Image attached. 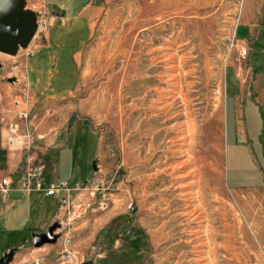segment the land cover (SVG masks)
<instances>
[{
    "label": "rangeland",
    "instance_id": "rangeland-1",
    "mask_svg": "<svg viewBox=\"0 0 264 264\" xmlns=\"http://www.w3.org/2000/svg\"><path fill=\"white\" fill-rule=\"evenodd\" d=\"M93 2L94 13L84 15L92 34L76 56L77 89L68 105H33L28 90L27 104L17 107L25 77L2 80L5 115L12 118L7 140L9 126H16L31 141L29 150L20 148L22 173L27 158L40 165L34 149L44 140L41 121L55 118L63 126L54 174L90 188L100 180L105 189L103 199L97 194L84 202H90L87 214L72 223L69 254L59 240L54 244L57 258L65 264H264V180L259 188H227L226 178L241 183L255 172L237 169L231 121L228 136L224 123L226 92L233 87L257 97L264 111V44L234 36L249 11L260 26L264 0ZM24 10L42 7L25 0ZM29 58L25 52L3 56L9 69L2 77L14 78L10 62L24 65ZM164 90L168 110L150 109L151 100L161 107ZM248 107L245 127L256 134L261 120ZM21 111L27 120L18 118ZM176 173L188 175L178 180ZM259 173L264 178V169ZM21 236L1 240L0 257Z\"/></svg>",
    "mask_w": 264,
    "mask_h": 264
},
{
    "label": "crops",
    "instance_id": "crops-1",
    "mask_svg": "<svg viewBox=\"0 0 264 264\" xmlns=\"http://www.w3.org/2000/svg\"><path fill=\"white\" fill-rule=\"evenodd\" d=\"M39 4L48 14L49 27L43 35L34 38L26 49L18 51L17 57L21 52H25L30 58L24 65L17 64V66L24 69L23 74L33 105L44 108L59 107L62 103L68 105L70 102L66 100L73 97L77 89L74 84L76 56L92 34V26L88 20H85L84 15L88 11L91 15L94 13L95 3L93 0H39ZM256 23L258 20L255 19L254 12L244 13L234 30L236 40L241 43L247 40L253 43L258 40L264 44V11L260 26ZM3 56L7 55L0 53V179L8 176L12 185L6 198L0 196V241L8 235H22L13 246L4 247L6 252L11 248L15 250L11 264H65L66 260L57 258L58 245L35 248L31 242L32 235L44 233L55 222L59 203L54 197H48L40 192L25 193L19 188L24 157L20 149L7 141V125H10L12 118L5 115L3 105V99L7 97L2 92V80L8 79L2 75L9 69V62H6ZM14 62H10V68L14 66ZM254 70L258 68H253ZM241 89V87H233L230 94L226 92L225 135H229L230 120L233 159L237 163V169L243 167V170L249 169V173L255 172V174L245 176L241 183H230L226 178V186L231 190L259 188L264 180L259 173L261 168L264 169V139H262L264 111L257 97L250 93H240ZM228 102L230 110H228ZM245 104H249L248 110L251 115L256 120H261V130L256 134L249 135L245 127ZM41 122L44 124L41 128V136L44 140L41 147H35L34 154L37 163L43 168L42 182L46 187L52 182L62 181L54 172L56 166L59 167L57 155H60L61 151L57 139L62 136L63 123L55 118L46 117Z\"/></svg>",
    "mask_w": 264,
    "mask_h": 264
},
{
    "label": "built area",
    "instance_id": "built-area-1",
    "mask_svg": "<svg viewBox=\"0 0 264 264\" xmlns=\"http://www.w3.org/2000/svg\"><path fill=\"white\" fill-rule=\"evenodd\" d=\"M37 19V30L34 38L43 35L49 27V17L46 11H38L36 13ZM33 38V39H34ZM242 56L247 55V50L245 48L241 49ZM11 71H14L15 75L13 77L16 79L15 83H20L21 80H24V74L22 67L14 65L11 67ZM24 94L16 97L14 105L20 107L27 104V93L28 87L25 86L23 89ZM19 119L27 120V114L23 111L20 112ZM17 127L9 126V135L8 143L17 147L21 150H29L30 142L29 140H24V137L16 133ZM29 135L26 136L28 138ZM25 138V139H26ZM42 173L43 168L32 162V159L27 158L25 160L24 171L22 173V178L19 183V188L22 192H40L49 197H55L59 202L58 210L61 215L56 219L59 228L57 233L59 234V241L64 247L63 253H67V247L71 243V232H72V223L75 220L81 219L85 216L90 208V202L87 203L86 200L91 198V201L94 199L95 195H101L102 199L104 198L105 191L102 181H95L91 188L90 185H69L65 181H56L50 183L48 186H44L42 182ZM12 182L8 176L0 179V196L6 198L11 190ZM93 202V201H92ZM100 210L104 211L106 204L102 201L100 204Z\"/></svg>",
    "mask_w": 264,
    "mask_h": 264
},
{
    "label": "water",
    "instance_id": "water-1",
    "mask_svg": "<svg viewBox=\"0 0 264 264\" xmlns=\"http://www.w3.org/2000/svg\"><path fill=\"white\" fill-rule=\"evenodd\" d=\"M25 0H0V53L14 57L20 49L24 50L33 40L37 30V15L24 10ZM8 83H15L9 78ZM91 169L97 171L96 161H92ZM58 224L53 223L44 233L32 235L31 242L35 248L57 243L59 234L55 231ZM15 250L11 249L0 257V264H11ZM89 264V263H85Z\"/></svg>",
    "mask_w": 264,
    "mask_h": 264
},
{
    "label": "bare ground",
    "instance_id": "bare-ground-1",
    "mask_svg": "<svg viewBox=\"0 0 264 264\" xmlns=\"http://www.w3.org/2000/svg\"><path fill=\"white\" fill-rule=\"evenodd\" d=\"M160 1H162L163 3H165L166 1H169V0H160ZM160 3V2H159ZM160 4H162V3H160ZM163 5H165V4H163ZM162 6V5H161ZM173 78V77H172ZM175 78V77H174ZM168 91V90H167ZM167 91H161L162 92V97H160V95L158 96V97H160V102H157L158 104H160L161 105V107L159 106V107H155V103L156 102H154L153 100H151L150 101V109H154V108H157V109H163V110H168V105H170V104H172V103H168L167 102V95L169 94V92L167 93ZM172 91V90H171ZM172 92H174V91H172ZM169 97H170V95H169ZM174 97V96H173ZM158 99V98H157ZM156 99V100H157ZM170 99V98H169ZM142 102H145V100H143ZM172 102V101H171ZM162 110V111H163ZM165 112V111H164ZM160 113V112H159ZM156 114V113H155ZM187 164V163H186ZM181 165H183V163H179V164H177V165H175V166H173L172 168H171V171L173 172V171H175L178 167H180ZM170 168V167H169ZM179 170V169H178ZM177 172V171H176ZM184 172V171H183ZM180 173V172H179ZM177 174V173H176ZM188 174H181V175H179L178 176V174H177V176L176 177H178V180L179 179H183L184 177H186ZM189 176H191V175H189ZM185 180V179H184ZM176 181H177V179H176ZM175 181V182H176ZM182 181H180V183H181ZM186 182V181H185ZM173 183V182H172ZM187 185H188V182L186 183ZM174 185V184H173ZM180 185V184H179ZM181 185H182V183H181ZM185 186V185H184ZM188 190V189H187ZM182 191V190H181ZM186 191V190H185ZM195 193V192H194ZM184 194V193H183ZM190 194H191V192H190ZM185 196V195H184ZM191 196V195H190ZM192 197V196H191ZM183 199H186V197L185 198H183ZM188 199V198H187ZM186 199V200H187ZM194 199V198H193ZM196 210V209H195ZM194 212V211H193ZM190 213V212H189ZM188 213V214H189ZM191 214V213H190ZM198 217V216H197ZM199 237V236H198ZM202 244V243H201ZM199 252V251H198ZM200 253V252H199ZM204 258V257H203ZM202 264V263H201ZM212 264V263H211Z\"/></svg>",
    "mask_w": 264,
    "mask_h": 264
}]
</instances>
